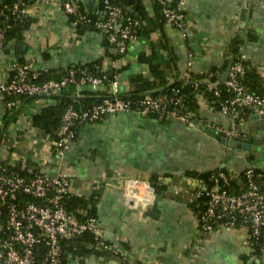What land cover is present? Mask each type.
<instances>
[{
  "label": "crops",
  "instance_id": "obj_1",
  "mask_svg": "<svg viewBox=\"0 0 264 264\" xmlns=\"http://www.w3.org/2000/svg\"><path fill=\"white\" fill-rule=\"evenodd\" d=\"M61 1H30L27 24L22 29L12 28L0 52V83L10 77L16 63L30 65L36 72L94 63L107 73L120 68L115 76L121 95L140 88L151 93L159 82L151 66H158L168 82L175 72L182 80H187V74L201 75L212 69L221 75L236 46L264 84V0H186L185 38L172 25L160 23L156 0H135L142 4L146 19L128 44L122 63L96 30L75 32ZM78 5L91 16L100 12L99 0H78ZM142 58L150 59V64ZM96 92L107 94L106 88ZM57 100L39 97L24 101L15 114L0 102V165L16 151L19 159L14 165L26 176L35 171L51 178L66 176L71 181L70 194L78 197L88 198L94 185L103 184L93 215L99 223L107 219L103 224L106 229L116 226V239L124 252L118 256L98 250L99 254L84 259L70 255L69 264H242L248 257L249 263L254 260L249 237L241 228L196 239L191 187L183 173L224 168L239 177L246 168L264 170V153L251 154L246 161L243 154L179 119L161 122L126 112L79 127L61 156L49 154L51 138L33 127L31 119ZM249 112L240 130L245 139L264 144V124L253 120L256 111ZM196 119L209 128L228 127L231 122L201 96ZM135 181L142 183L136 185ZM255 262L264 264V254Z\"/></svg>",
  "mask_w": 264,
  "mask_h": 264
},
{
  "label": "built area",
  "instance_id": "obj_2",
  "mask_svg": "<svg viewBox=\"0 0 264 264\" xmlns=\"http://www.w3.org/2000/svg\"><path fill=\"white\" fill-rule=\"evenodd\" d=\"M99 3L102 8L96 18L84 13L78 0H62L60 5L65 14L73 19L71 25L74 29L79 22L93 26L113 46L117 60L122 63L128 44L138 34L139 23L120 6L110 4L109 0H99ZM158 3L166 23L176 28L181 37L185 38L188 32L184 10L186 0H158ZM2 16H9L14 20L27 18L29 7L21 0H16L10 7H3L0 20ZM4 45V30L0 27V52ZM243 62H246L245 57L240 54L231 63L227 78L221 83L231 98L218 102L217 106L220 113L228 116L231 122L228 127L211 126L216 134L230 139L245 138L240 130L244 122L242 114L239 113L240 109L259 107L257 114L264 115V97L249 93L239 82L244 72ZM94 70L97 74L81 65L67 71L59 80L36 82L38 72L30 65L16 63L13 65L12 77L0 83V102H4L7 96L16 97L5 103L6 109L10 110L20 105L19 97L34 98L40 94L48 97L70 86L77 91L87 88L93 92L106 88L107 97L100 103L84 110L72 106L65 109L60 125L47 148L49 154L58 156L64 153L76 137L77 129L85 124L99 123L107 117L126 112L140 115L156 112L161 115L166 110L169 103L166 97L151 98L146 95L136 101L121 99L117 77L114 75L109 79L107 72L99 64H94ZM186 78L188 80L190 75L187 74ZM219 78V73H206L207 91L219 94L218 85H215ZM211 80H215V83ZM197 86L196 83L195 87ZM177 93L174 90V94ZM173 103L176 107L182 105L179 97ZM168 117L179 119L193 127L189 117L187 119L175 109ZM18 159L16 151H11L10 160L0 165V264H39L37 257L40 248L43 249L42 263L61 264V243L70 245L82 235L92 239L90 248L122 256L123 253L115 246L105 243L107 241L100 233L99 220L94 215L83 214V218L79 219L77 214L67 213L64 198L70 193L69 178H51L39 171L29 176L19 175L11 170ZM243 175V178H239L219 170L207 181L185 177L191 187L192 201L204 198V210L200 216H194L196 239L216 231L238 228L245 230L254 242L264 236V170L255 172L252 168H247ZM141 183L135 181L136 185ZM231 183L238 186L239 193H230ZM261 253L264 254L263 248Z\"/></svg>",
  "mask_w": 264,
  "mask_h": 264
},
{
  "label": "trees",
  "instance_id": "obj_3",
  "mask_svg": "<svg viewBox=\"0 0 264 264\" xmlns=\"http://www.w3.org/2000/svg\"><path fill=\"white\" fill-rule=\"evenodd\" d=\"M16 0H4L3 2H0V12H2L3 7H10ZM26 4V6H30V1L31 0H21ZM110 4L120 6L132 19L138 21L139 23V29L138 33L141 31L142 27V21L146 19V15L144 12V8L142 4L139 1L135 0H126V1H110ZM128 7V8H127ZM102 6L100 5V10ZM155 9L156 13L158 15V19L160 23H166L165 18L162 13V8L158 3V0L155 1ZM92 18H96L94 15H88ZM27 18H20V19H13L12 17L9 16H2V19L0 20V27L4 30V38H5V45L4 48L11 36V30L13 29H22L25 27L28 21ZM72 18H70V21L72 22ZM94 29L93 26L91 25H85L82 23H78L75 26V32L79 33L84 29ZM240 56L238 52V48L235 46L233 48L232 53L230 55V62L233 63L236 61V58ZM170 60H173L172 55H170ZM143 62H147L150 64V59L146 60L142 58ZM244 67V72L239 78L240 84L249 92L254 95H258L260 97H264V84L262 83V79L260 78L258 72L249 66L247 62L242 63ZM85 66L88 67L90 72L97 74V72L94 70V63L90 64H85ZM151 66V73L153 74L154 77L159 78L158 82V87L157 90L154 92H146L144 88H140L137 91H134L133 93H129L126 95H121L120 98L123 100H130V101H136L144 98V96L149 95L151 98H168L169 103L167 104L166 110L164 111L163 114L159 115L156 112H148L145 115H149L151 117L156 118L158 121H166L170 119L168 117V114L172 110H176L180 115L185 116L187 119L189 115H195L197 118V111H198V96L205 97L208 103L211 105V107L214 110L219 111L218 102L225 101L231 98V95L226 91L224 88L223 84L218 85V90L219 94L215 95L213 92H209L206 89V84H205V79H206V73L201 74V75H190V78L188 80H182L179 78V76L176 74V72L172 75L171 82H168V80H165L163 78L162 72L159 70V67ZM75 68H67L66 70H54V71H40L38 72L39 77L36 80V82H41L45 80H59L63 78L66 74L67 71L76 69ZM120 69V68H119ZM119 69H112L107 73V76L109 79L113 78L114 75L120 71ZM209 72H214V73H219L215 69L210 70ZM13 72H11L10 77H12ZM213 84L215 83V80H211ZM197 83V87H195V84ZM174 90H177L178 93L175 95ZM146 93V94H145ZM83 95L84 97H87L89 99L86 100H80V101H75L73 98H76L77 96ZM107 97V94H98V92H93V91H77L73 86H70L68 88H65L62 90V95L61 97H58L57 103L54 105L47 106L43 108L40 113L34 115L31 119V124L35 128L41 129L45 135H48L50 138L54 137L55 131L58 129L62 115L65 111V109L69 106L74 107L75 109L78 110H84L87 108H90L91 106L98 104L102 101L103 98ZM180 98L182 101L181 106H174V99ZM16 97L12 96H7L5 101L2 102L5 106V103L8 101H11L15 99ZM21 100L20 106L23 104L24 101H31L34 98L31 97H19ZM6 108V107H5ZM7 112H13L15 114V108L12 109H6ZM239 113L242 114L243 119L245 120L250 112L248 108L245 109H240ZM11 169V168H10ZM247 169V168H246ZM245 169V170H246ZM12 171H15V173L19 175H25L24 172H22L20 169H18L16 166H14ZM223 171L226 174L229 172L222 168V169H214L212 171H207V172H199L196 170H189L185 171L183 175L188 178H197L201 179L204 181H207L211 176H215L217 171ZM244 170V171H245ZM255 172H260L261 170L259 169H253ZM244 171L239 175V178H243ZM152 179V178H151ZM153 180H151L153 184ZM104 186L103 184H98L94 185L92 188V192L88 198L84 197H78L74 196L72 194H67L64 198V206L66 208L67 213H73L77 214L79 219L83 218V214H88V215H95L96 207L98 205L101 192L103 190ZM262 191L264 193V186L262 187ZM230 193L232 194H237L239 193L238 186L235 183H231L230 186ZM204 198H198L197 200H194L192 203V209L194 216H200L202 211L204 210L203 206ZM109 244L108 242H105ZM249 243L251 247V253L250 257L254 258L250 263L249 257L247 259H243L242 264H257L255 260H258L262 257L261 250L262 248L264 249V236L260 238V240L253 241V239L249 238ZM93 244L92 239L87 236V235H82L79 237L73 245H67L61 243V248H62V261L61 264H69L68 261V255H71L72 257H77L80 259H84L86 256L96 253L99 254L101 251L98 252H93L94 249L88 248L87 246ZM43 249L40 248L38 251V263L39 264H44L42 263V253ZM66 253V254H65ZM263 264V263H259Z\"/></svg>",
  "mask_w": 264,
  "mask_h": 264
},
{
  "label": "water",
  "instance_id": "obj_4",
  "mask_svg": "<svg viewBox=\"0 0 264 264\" xmlns=\"http://www.w3.org/2000/svg\"><path fill=\"white\" fill-rule=\"evenodd\" d=\"M231 65V62L228 63L227 68L225 71L220 75L219 81L215 84L216 86L223 83L227 78V73L229 71V67ZM62 91H58L56 95L48 96L51 98H58L61 97ZM45 97V94H40L38 97ZM75 101L80 100H86L89 98L86 97H80L77 96L76 98H73ZM248 109L252 112L259 111V107H248ZM189 120L192 122V125L195 129L203 132L206 136L209 138L215 140L225 148L229 150H233L235 152L243 154V157L246 159V161L250 160L251 154L255 153H264V144L261 141H255V140H248L245 138H236V139H230L229 137H223L218 134H216L211 128L203 126L198 119L195 118L194 115H189ZM253 120L258 121L259 125L262 126L264 124V118L261 117L258 114H255L253 116ZM107 222V219H102L101 223L99 224L100 233L102 235V238L115 246L120 252H124V247L121 243H119L116 239V233L117 228L116 226L113 227H107V229L103 226ZM117 222V221H116ZM66 254V253H65ZM70 255H68V259L70 260ZM71 261V260H70Z\"/></svg>",
  "mask_w": 264,
  "mask_h": 264
}]
</instances>
